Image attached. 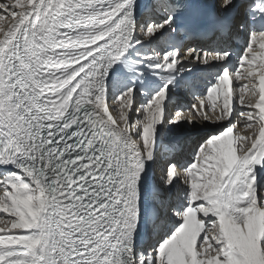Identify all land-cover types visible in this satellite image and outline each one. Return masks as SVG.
I'll return each mask as SVG.
<instances>
[{
    "label": "snow or ice",
    "instance_id": "obj_1",
    "mask_svg": "<svg viewBox=\"0 0 264 264\" xmlns=\"http://www.w3.org/2000/svg\"><path fill=\"white\" fill-rule=\"evenodd\" d=\"M209 7L0 0V264H264V0H219L248 34L231 75L230 47L175 39ZM232 28L216 16L208 38L226 45ZM205 123L192 161L154 183L166 141ZM254 124L255 138L238 128Z\"/></svg>",
    "mask_w": 264,
    "mask_h": 264
},
{
    "label": "bare ground",
    "instance_id": "obj_2",
    "mask_svg": "<svg viewBox=\"0 0 264 264\" xmlns=\"http://www.w3.org/2000/svg\"><path fill=\"white\" fill-rule=\"evenodd\" d=\"M241 1L242 0H239V2H241ZM239 13H240V11H236L235 15L233 16V18L231 20V23L233 25V28H232V32L229 34V38L231 37L232 33L235 32L236 33V36H238L242 40L241 42H242V45H243V44H246L247 36H246V34L237 33L236 24L238 22H240V19H241ZM11 22H12L11 17L10 16L9 17H6L5 18V21L0 22V26H3L5 28V30H6L7 25L9 23H11ZM0 34H2V33H0ZM166 36L163 37L162 39L166 40ZM176 38H181V37L178 35ZM218 42H219V40H215V41L212 42V44H217ZM184 45H185V47H189L191 45V43H185ZM230 46H231V44H230ZM233 64L235 65V63H233ZM245 68H247V67H245ZM242 71H243V69H242ZM232 72H231V74H232ZM200 76H202V75L201 74L197 75V77H200ZM234 84H235V82H234ZM233 90H234V95H235V92H236L235 87H234ZM184 94L187 95V98H184L183 99V96L182 95H184ZM188 96L189 95L187 93H183L182 92L181 93V103H183L184 105H187L188 98H190ZM245 102H246V104H248L249 102H252V103L255 102V98L252 96V93L251 92H245ZM238 128L240 129L242 135L249 136V134H251L252 135V138H255V135H257L259 133V124H254L252 129H245V128L241 127V126H238ZM193 134L194 133L192 132L191 135H189L188 137H185L184 139L181 137L178 140H176L174 143H171L174 139H172V141L171 140L166 141V143H170L171 145H173L175 147V151H177V152L174 151V152H169V153H167L165 155H161L160 157L162 159L160 160V158H158L157 159V162H156L158 169L164 167L165 166V163H167L170 160L171 161L178 162L179 164H181L183 161H185L186 164H187V162L191 160V157H189L191 154H187L191 150L190 149L191 144L195 145L197 143V141L199 140V138L201 137V135H199L198 133H197V135H193ZM248 143H250V141H248ZM179 149H182V153H181L182 155L181 154H178V150ZM185 162L182 163V164L185 165ZM157 184H159V183H157ZM160 185L163 186L162 183H160ZM182 192H183V183L181 181H178V183L175 186L174 190H172V191L164 190V193L165 194L166 193L167 194L169 193V194L173 195L174 196V199H175V197L177 199V193L180 194V198H181L182 197ZM165 197H167V196H165ZM0 221H2V219H0ZM0 228H4L6 230H9V229L6 228V225L4 223H2V222H0ZM10 231L11 232L19 233L21 230H18L17 229V230H10ZM0 234H3V233H0Z\"/></svg>",
    "mask_w": 264,
    "mask_h": 264
},
{
    "label": "rangeland",
    "instance_id": "obj_3",
    "mask_svg": "<svg viewBox=\"0 0 264 264\" xmlns=\"http://www.w3.org/2000/svg\"><path fill=\"white\" fill-rule=\"evenodd\" d=\"M187 47H185V49H186ZM190 104H191V99L190 98H188V101H187V105L188 106H190ZM110 112H111V108H110ZM113 114V116H116V113H112ZM216 126L215 125H209V124H207V123H205V124H197V125H195V126H187V125H185L182 129H181V131H180V133H179V135L178 136H174L173 138L172 137H170L169 138V140H171L172 141V139H174L171 143H174L176 140H178L179 138H185V137H188L189 135H191V133L193 132L194 134L193 135H197V133L199 134V135H201V137L199 138V140L197 141V143L195 144V145H193V144H191V147H190V151H189V153H187V154H191L189 157H191V160L190 161H188L187 162V164L188 163H190L191 161H192V157H193V153H194V151H195V149L197 148V146H198V142H201L202 141V138H204V137H206V135L207 134H209L210 132H212V131H214V130H216V128H215ZM213 128V129H212ZM187 131V132H186ZM189 132V133H188ZM185 133V134H184ZM178 137V138H177ZM177 138V139H176ZM193 147V148H192ZM175 152H177V151H175ZM182 153V149H179L178 150V154H181ZM182 155V154H181ZM160 158V160L162 159L161 157H159ZM171 162H173V161H168L166 164H165V166L164 167H162V168H160V169H158V167H157V163L155 164V165H153V167H152V175H153V177H154V180H153V182L154 183H162L163 184V177H164V175H165V172H166V169H167V166H168V164L169 163H171ZM185 161H183L182 163H184ZM181 163V165H183ZM186 164V162H185V166L187 165ZM155 166V167H154ZM182 182V181H181ZM180 199V194H178L177 193V199H176V197H175V199H173V203L175 204L176 202H177V200H179ZM176 202H175V201ZM0 219H2V221H7L8 219H10V216L8 215V214H4L2 211H0ZM3 223V222H2ZM5 224V223H4ZM15 230H17V229H15Z\"/></svg>",
    "mask_w": 264,
    "mask_h": 264
}]
</instances>
